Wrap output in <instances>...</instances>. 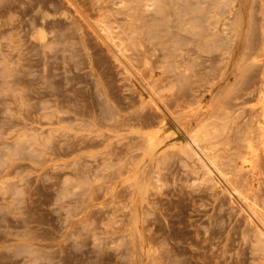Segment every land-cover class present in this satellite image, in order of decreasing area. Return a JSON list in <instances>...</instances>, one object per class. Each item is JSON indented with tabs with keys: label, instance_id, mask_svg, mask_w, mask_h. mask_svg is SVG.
I'll use <instances>...</instances> for the list:
<instances>
[{
	"label": "rangeland",
	"instance_id": "1",
	"mask_svg": "<svg viewBox=\"0 0 264 264\" xmlns=\"http://www.w3.org/2000/svg\"><path fill=\"white\" fill-rule=\"evenodd\" d=\"M239 196L264 0H0V264H264Z\"/></svg>",
	"mask_w": 264,
	"mask_h": 264
},
{
	"label": "bare ground",
	"instance_id": "2",
	"mask_svg": "<svg viewBox=\"0 0 264 264\" xmlns=\"http://www.w3.org/2000/svg\"><path fill=\"white\" fill-rule=\"evenodd\" d=\"M228 1H231L232 3H235V2H239L240 0H228ZM184 2V1H183ZM225 3V2H224ZM195 4V3H194ZM212 4V3H211ZM225 5H226V3H225ZM200 6H201V4H200ZM231 7V6H230ZM233 7V6H232ZM178 9H179V7H178ZM198 9V8H197ZM216 9V8H215ZM220 9V8H219ZM179 13V12H178ZM196 13H197V11H196ZM184 18V17H183ZM197 18V17H196ZM208 19V18H207ZM193 20V19H192ZM100 29V28H99ZM103 32V31H102ZM197 33V32H196ZM210 33V32H209ZM109 34H105L104 36H105V38H109V36H108ZM110 39V38H109ZM222 39V38H221ZM112 40V39H111ZM39 93V92H38ZM40 96V95H39ZM209 131V130H208ZM202 134V133H201ZM193 137V136H192ZM203 138H204V136H203ZM190 139V138H189ZM203 141V140H202ZM187 143H189V142H187ZM192 143H193V145H195V147L192 145L191 146V144H189L190 146H191V149H189V150H192V152H193V154H194V156L197 158V160L202 164V166L206 169V171L208 172V173H210V174H212V172H213V169H212V167H211V165H209L208 163H207V161L210 159V158H208V156H207V154L201 149V147H200V143H199V140L197 139V138H195V137H193L192 138ZM198 148V149H197ZM191 153V152H190ZM210 157V156H209ZM209 162V161H208ZM214 166V165H213ZM216 174V173H215ZM233 177V176H232ZM252 181V180H251ZM251 181H250V183H251ZM241 183V182H240ZM230 185V184H229ZM235 192L237 193V194H239L240 195V193L237 191V189L235 190ZM251 192V191H250ZM256 192V191H255ZM259 194V193H258ZM251 197V196H250ZM256 197V196H255ZM239 198H240V200L242 201V203L244 204V206L246 207V209H248V211H250L251 212V214L254 216V217H256L257 218V220H258V222H259V224H260V226L258 227V229H259V234L264 238V218H262L261 216H260V214H259V212L256 210V208H255V206L256 205H253V200H252V202L251 201H248V199L247 198H242V197H240L239 196ZM238 198V199H239ZM260 199H262V198H260ZM261 202V201H260ZM258 206V205H257ZM261 207V206H260ZM263 208V207H262ZM244 210V209H243ZM258 226V225H257ZM256 233V232H255ZM257 236V235H256ZM262 238V239H263ZM264 242V241H263ZM256 248V247H255Z\"/></svg>",
	"mask_w": 264,
	"mask_h": 264
}]
</instances>
